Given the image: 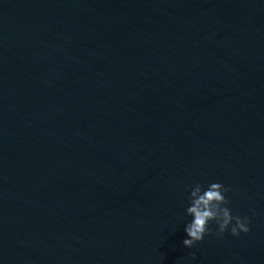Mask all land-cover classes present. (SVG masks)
<instances>
[{
  "label": "water",
  "instance_id": "water-1",
  "mask_svg": "<svg viewBox=\"0 0 264 264\" xmlns=\"http://www.w3.org/2000/svg\"><path fill=\"white\" fill-rule=\"evenodd\" d=\"M0 264H264V0H0Z\"/></svg>",
  "mask_w": 264,
  "mask_h": 264
},
{
  "label": "clouds",
  "instance_id": "clouds-1",
  "mask_svg": "<svg viewBox=\"0 0 264 264\" xmlns=\"http://www.w3.org/2000/svg\"><path fill=\"white\" fill-rule=\"evenodd\" d=\"M228 191L230 189L225 188L220 183H212L203 191L199 183L192 188L189 196L191 205L186 209V212L193 219L185 227L188 237L183 241L185 247H194L203 240L206 234H209L210 221L217 223L218 231L215 234L219 238L223 237L230 225L233 236H238L241 232L247 233L250 231L248 225L251 220L248 216L243 218L233 216L231 209L224 206L228 204V200L224 195ZM195 258V253H193L192 259Z\"/></svg>",
  "mask_w": 264,
  "mask_h": 264
}]
</instances>
